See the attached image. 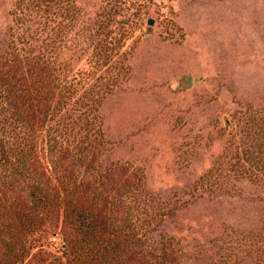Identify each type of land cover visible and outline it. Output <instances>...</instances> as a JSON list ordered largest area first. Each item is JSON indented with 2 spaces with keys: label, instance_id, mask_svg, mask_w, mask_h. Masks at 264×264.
Returning <instances> with one entry per match:
<instances>
[{
  "label": "rangeland",
  "instance_id": "374dc122",
  "mask_svg": "<svg viewBox=\"0 0 264 264\" xmlns=\"http://www.w3.org/2000/svg\"><path fill=\"white\" fill-rule=\"evenodd\" d=\"M9 254L264 264V0H0Z\"/></svg>",
  "mask_w": 264,
  "mask_h": 264
},
{
  "label": "trees",
  "instance_id": "16d2710c",
  "mask_svg": "<svg viewBox=\"0 0 264 264\" xmlns=\"http://www.w3.org/2000/svg\"><path fill=\"white\" fill-rule=\"evenodd\" d=\"M3 155L7 158V161H9V158H8V156L6 155V151L5 150H3ZM30 152H21L20 153V155L19 156H16V158L18 159V161L16 162V163H18V164H22V165H24L25 164V162H27V159H28V157L30 156ZM22 174H25L24 172H21ZM31 195L33 196V201H34V204H33V206L34 207H39V206H42L44 203H46V202H48V196H47V194L45 193V191L44 190H42V189H35L32 193H31ZM24 255H19L18 256V254H16L15 255V259L12 257V255L11 254H9L8 255V258H11L12 257V259L11 260H9V262H8V264H15V261L16 260H18V259H20L21 257H23Z\"/></svg>",
  "mask_w": 264,
  "mask_h": 264
},
{
  "label": "water",
  "instance_id": "95a60500",
  "mask_svg": "<svg viewBox=\"0 0 264 264\" xmlns=\"http://www.w3.org/2000/svg\"><path fill=\"white\" fill-rule=\"evenodd\" d=\"M148 23H149L150 25H153V24H154V19H153V18H150L149 21H148ZM190 82H191V80L188 79V83H190Z\"/></svg>",
  "mask_w": 264,
  "mask_h": 264
}]
</instances>
